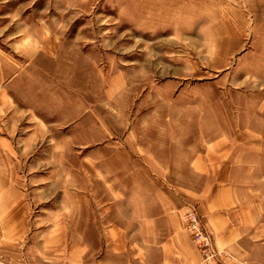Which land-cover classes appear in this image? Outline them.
Returning <instances> with one entry per match:
<instances>
[{"label":"rangeland","instance_id":"obj_1","mask_svg":"<svg viewBox=\"0 0 264 264\" xmlns=\"http://www.w3.org/2000/svg\"><path fill=\"white\" fill-rule=\"evenodd\" d=\"M258 4L0 0V208L39 261L148 264L141 186L152 215L208 140L264 133Z\"/></svg>","mask_w":264,"mask_h":264},{"label":"crops","instance_id":"obj_2","mask_svg":"<svg viewBox=\"0 0 264 264\" xmlns=\"http://www.w3.org/2000/svg\"><path fill=\"white\" fill-rule=\"evenodd\" d=\"M253 1L259 2L257 10H264V0ZM188 169L194 178L191 183L159 187L160 199L152 215L145 207L151 198L148 188L141 186L142 217L127 236L145 243L148 264H202L180 224L186 201L194 204L211 232L213 246L221 251V264H264V133L250 127L235 136L222 132L191 157ZM3 210L0 237L5 263L50 264L39 261L19 241L16 219L8 220ZM136 233L139 237L133 236ZM113 234L118 235L117 229L111 230Z\"/></svg>","mask_w":264,"mask_h":264},{"label":"built area","instance_id":"obj_3","mask_svg":"<svg viewBox=\"0 0 264 264\" xmlns=\"http://www.w3.org/2000/svg\"><path fill=\"white\" fill-rule=\"evenodd\" d=\"M180 221L197 249L201 263L221 264L218 259L220 251L213 246L212 236L199 220L194 205L186 206L185 211L181 214Z\"/></svg>","mask_w":264,"mask_h":264}]
</instances>
